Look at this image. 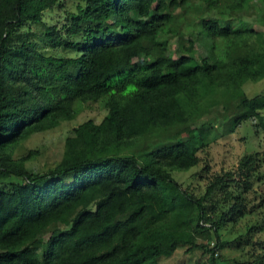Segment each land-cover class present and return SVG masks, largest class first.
<instances>
[{
  "label": "trees",
  "instance_id": "16d2710c",
  "mask_svg": "<svg viewBox=\"0 0 264 264\" xmlns=\"http://www.w3.org/2000/svg\"><path fill=\"white\" fill-rule=\"evenodd\" d=\"M248 1L76 0L62 32L43 18L65 0H0V264H159L184 245L208 250L210 264H219L218 226L226 216L206 198L228 174L214 175L198 197L171 172L197 165L199 150L218 135L191 119L211 105L237 100L221 135L253 118L264 131V94L240 88L264 77L263 32L227 21ZM171 35L185 53L170 46ZM197 42L200 60L187 67ZM92 101L106 114L73 129L55 166L36 172L25 166L32 152L14 157L31 133L73 119ZM259 159L264 150L245 156L231 175L240 172L250 188ZM162 181L181 190L196 226L211 228L215 242L200 244L186 229L156 238L177 208L176 199L164 198ZM229 199L226 215L236 219L244 198L226 192Z\"/></svg>",
  "mask_w": 264,
  "mask_h": 264
},
{
  "label": "rangeland",
  "instance_id": "374dc122",
  "mask_svg": "<svg viewBox=\"0 0 264 264\" xmlns=\"http://www.w3.org/2000/svg\"><path fill=\"white\" fill-rule=\"evenodd\" d=\"M65 1V7L47 10L43 18L49 24H56L62 32H64L67 10L75 8L76 0ZM237 19H241L244 26L263 32L264 36V0H249L241 11H229L227 21L234 22ZM193 29L194 32L197 31L196 25ZM181 43V39L177 36H170V46L180 53H185ZM46 51L58 56L78 54L77 51L68 48L47 47ZM201 51L202 48L197 42L195 49L190 52L194 56L193 60L187 67H192L199 62ZM240 88L248 96L264 94V77L257 80H244ZM236 103L237 100L231 98L229 103L219 102L215 106L211 105L192 115L194 125L200 126L206 123L213 126L218 135L206 148L199 150L201 160L197 165L186 170H172L171 173L182 187H187L198 197L205 195L206 185L214 175L228 174L206 198V202L213 206L211 210H214V213L220 217L222 213L226 216L225 221H221L218 226L219 236L224 246L219 252L220 255L216 254V260L219 264H234L235 261H253V264H260L264 256V160L259 159L260 165L249 176L250 188L245 187L243 181L245 177L240 175V172H237L235 176L231 174L237 170L245 156L259 153L262 157L264 131L258 119L253 118L242 122L235 132L221 135L223 123L227 122L235 111ZM106 112L101 101L82 104L80 111L73 119L62 121L54 128L31 133L16 147L14 157L32 152V156L25 161L26 168L36 172H46L62 159L65 139L73 132V129L88 119L100 122ZM260 113L264 123V109ZM134 147L138 149L137 145ZM161 186L164 198L167 201L176 199L177 208L160 226L156 238L164 241L175 236L178 230L186 229L195 233V239L200 244L210 246L215 242L216 236L211 228L201 232V228L196 226V212L181 190L169 181H162ZM226 192L231 193L232 196L239 195L244 198L245 212L238 215L236 219H231L226 215L233 202L232 199L225 200ZM187 248L188 245L179 247L170 257L161 259L159 264H210L208 250L194 248L188 251Z\"/></svg>",
  "mask_w": 264,
  "mask_h": 264
}]
</instances>
